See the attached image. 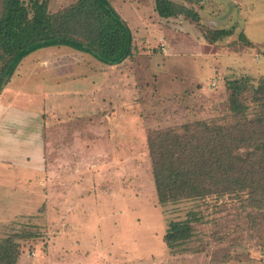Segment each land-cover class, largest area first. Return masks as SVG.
<instances>
[{"label":"rangeland","instance_id":"374dc122","mask_svg":"<svg viewBox=\"0 0 264 264\" xmlns=\"http://www.w3.org/2000/svg\"><path fill=\"white\" fill-rule=\"evenodd\" d=\"M77 1L50 0L49 12ZM108 1L134 37L131 117L109 123L67 113L51 121L44 200L30 202L26 216H0V243L18 252L19 264H264V193L247 188L160 203L149 145L153 132L185 135L205 132L203 125L226 131L245 121L259 128L264 0H171L197 20L162 18L156 0ZM222 30L231 34L213 41ZM58 50L74 51L55 46L46 55ZM57 62L55 69L64 67ZM233 87L240 88L244 119L230 109ZM254 150L246 145L235 154L245 160ZM6 197L0 189V215L12 206ZM187 221L191 238L167 247L170 224Z\"/></svg>","mask_w":264,"mask_h":264},{"label":"trees","instance_id":"16d2710c","mask_svg":"<svg viewBox=\"0 0 264 264\" xmlns=\"http://www.w3.org/2000/svg\"><path fill=\"white\" fill-rule=\"evenodd\" d=\"M49 4L50 0H0V93L21 61L43 48L69 47L110 66L134 56L132 30L108 0H78L54 14ZM156 11L166 19H199L196 12L171 0H156ZM217 34L231 33L218 31L213 41ZM239 94L240 88L233 87L230 109L244 119ZM257 124L258 129L245 121L226 131L203 125L205 132L185 135L153 132L149 145L160 203L230 196L247 188L254 189L253 195L264 193V117ZM246 145L255 150L244 160L235 151ZM187 222L170 224L164 237L167 247L191 238V221ZM0 264H19V254L8 242L0 243Z\"/></svg>","mask_w":264,"mask_h":264},{"label":"crops","instance_id":"0c3cea01","mask_svg":"<svg viewBox=\"0 0 264 264\" xmlns=\"http://www.w3.org/2000/svg\"><path fill=\"white\" fill-rule=\"evenodd\" d=\"M47 49L23 59L0 93V189L12 202L1 217L26 216L33 210L30 202L44 200L45 131L51 121L67 113L109 123L131 117L132 57L110 66L76 50H58L52 58ZM55 60L64 67L55 69Z\"/></svg>","mask_w":264,"mask_h":264}]
</instances>
